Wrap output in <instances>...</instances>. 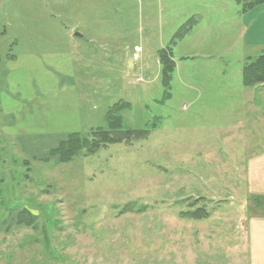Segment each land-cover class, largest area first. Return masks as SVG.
Listing matches in <instances>:
<instances>
[{
	"label": "rangeland",
	"instance_id": "1",
	"mask_svg": "<svg viewBox=\"0 0 264 264\" xmlns=\"http://www.w3.org/2000/svg\"><path fill=\"white\" fill-rule=\"evenodd\" d=\"M24 6L12 7V47L0 55V264H249L251 252L258 262L244 229L264 220V102L244 113L225 114L230 103L205 97L192 107L195 92L175 70L168 89L160 72L157 87L144 94V77L132 75L141 63L133 50L120 55L84 43L39 53V33L47 37L57 26L39 6L34 13ZM119 15L124 21L116 25L131 36L136 19ZM232 32L231 42L224 36L220 46H206L212 60L195 53V63L222 59L233 74L229 87L201 86L203 93L245 89L236 74L242 46ZM224 46L234 48L219 51ZM244 50L254 57L264 47ZM121 98L131 102L116 111L122 129L151 127L146 138L65 162L49 154L69 133L115 131L107 112ZM240 121L253 133L240 134ZM200 207L206 216L189 215ZM24 209L34 217L18 221Z\"/></svg>",
	"mask_w": 264,
	"mask_h": 264
},
{
	"label": "crops",
	"instance_id": "2",
	"mask_svg": "<svg viewBox=\"0 0 264 264\" xmlns=\"http://www.w3.org/2000/svg\"><path fill=\"white\" fill-rule=\"evenodd\" d=\"M18 5H25L24 7H27L28 12L33 13L35 12L34 7L39 6V11H42L49 18V21L56 23L57 29L53 28L54 30L49 31L51 32L49 36L43 37L42 32L41 35L39 33V53L42 51L53 53L54 51L50 50L49 47H56L60 44L77 47L84 43H92L104 52L120 55L124 54V51L133 50L132 52L136 57L138 56L141 63H134L132 75L135 80L144 77L142 83H139L141 87L139 91L144 94L152 93L154 87L159 84L161 64L157 52L169 44L181 25L189 18H194L195 22L189 32L178 39L171 49L175 64L174 73L179 71V79L182 85L188 87L189 91L195 92V96L190 97L189 95L188 97L191 106L193 107L199 98L205 97L210 102L230 103L225 107L224 112L226 114L232 108H235V112L240 113L259 109L255 103L264 102V94L256 93V90L264 84L245 86L241 75V67L245 59L261 55L253 57L244 54L246 51L244 48L264 47V3L247 12H242L237 0H0V55L4 54V59L9 56L7 50L12 47L11 40L6 39V37L11 38L12 7ZM119 12L126 15L127 18H129L128 14L130 13V16L136 19V26L134 25L133 29L132 25L130 27L131 36L124 32L125 27L119 29L116 25L118 20L115 19L124 21ZM109 21L111 24L115 21L114 31L107 30ZM81 23H84L83 30L87 32L81 30V26H79ZM51 27H53L52 24ZM59 27L63 31L58 30ZM233 28L237 40L235 43L241 44L240 50L243 53V63L236 74L241 75V83L245 89L235 95L228 94L230 93L227 92L229 88L222 90L220 87L217 89L219 92L213 93L211 89L207 94L203 93L201 86L210 87L220 83L219 86L227 84L229 87L230 81L233 80L231 77L233 74L227 71L229 62L222 59L221 63L209 61L195 63V53L201 52L202 58L212 60L214 54L206 46L213 43L220 46L224 36L231 42ZM135 38H139V40ZM44 46L46 50L40 49ZM135 47L138 48L135 49ZM233 48V46H224L221 50L219 48V51L228 50L230 53ZM240 50L239 54H241ZM145 52H151V55H154L153 61L147 54L144 55ZM220 58H224V56L222 55ZM236 58L237 61L240 60V56H236ZM142 60L145 63H142ZM1 64L0 56V69H5V63L3 66ZM113 65L115 69L122 67L118 62H112L111 66ZM100 67L102 68V66ZM103 69H107V67L105 66ZM214 70L215 72H212ZM172 78L175 77L172 76ZM206 78L215 79L204 83L203 79ZM124 87L132 88L133 86L130 85V81H127ZM230 89L232 93V88ZM125 91L127 90L125 89ZM127 97L129 98L126 94L124 98ZM124 98H121L122 101H127L131 105L130 100ZM153 100L155 99L153 98ZM232 103H236L235 107ZM239 123L241 126L240 134L253 133L246 127L242 128L241 121ZM246 141H248L247 137ZM262 223L260 227L249 225L248 228L244 229L245 246L247 250L249 249L248 253L252 249L258 257L256 258L258 262L254 263L251 252L249 264H264V220ZM253 245L257 248L254 249Z\"/></svg>",
	"mask_w": 264,
	"mask_h": 264
},
{
	"label": "trees",
	"instance_id": "3",
	"mask_svg": "<svg viewBox=\"0 0 264 264\" xmlns=\"http://www.w3.org/2000/svg\"><path fill=\"white\" fill-rule=\"evenodd\" d=\"M242 12H247L255 6L264 3V0H237ZM195 22L194 18H189L178 30L174 33L169 44L157 52V57L161 64V79L165 88H169V82L172 73L175 69V64L172 59V45L186 33L189 32L191 26ZM242 82L245 86H255L264 84V54L255 58L245 59L241 67ZM167 95L169 93H166ZM126 106L127 102L120 101L111 105L108 109V120L111 129L106 130L102 128L89 129L87 133L73 132L69 133L65 138L59 140L56 147L50 149L49 154L58 156L59 161L65 162L70 160L80 152L93 153L99 148L105 147L111 143L118 142H132L137 139H144L151 131V127L146 128H125L122 129V117L118 113L119 106ZM118 111V112H116ZM191 217L203 218L207 215L205 209L202 207L195 208L194 211L189 212ZM18 221H23V218L32 219L34 216L27 210H22L16 213Z\"/></svg>",
	"mask_w": 264,
	"mask_h": 264
},
{
	"label": "built area",
	"instance_id": "4",
	"mask_svg": "<svg viewBox=\"0 0 264 264\" xmlns=\"http://www.w3.org/2000/svg\"><path fill=\"white\" fill-rule=\"evenodd\" d=\"M138 47H135V49H137Z\"/></svg>",
	"mask_w": 264,
	"mask_h": 264
}]
</instances>
